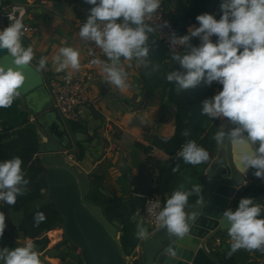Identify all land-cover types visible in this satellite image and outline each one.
Here are the masks:
<instances>
[{"label": "crops", "instance_id": "0c3cea01", "mask_svg": "<svg viewBox=\"0 0 264 264\" xmlns=\"http://www.w3.org/2000/svg\"><path fill=\"white\" fill-rule=\"evenodd\" d=\"M187 2L161 0L159 9L174 22L177 31L184 25L187 31L190 27L195 28L194 24L181 18ZM1 3L25 5V20L33 26V31L22 37V45L32 47L34 53L31 64L26 68L40 75L44 94L51 98L47 79L81 71L90 51L96 47L79 36V21L87 18L92 5L85 0H0ZM212 39L215 41L216 37ZM149 43L152 46L149 59L152 64L160 65L159 71L149 74L151 69L138 65L135 58L128 61L121 57L120 67L127 73V87L119 89L107 81L102 71L103 65L95 64L88 88V102L78 110L75 119L67 120L76 138L80 139L78 143L82 154L76 166L90 183L87 200L111 228L117 229L116 240L125 258L130 261L143 251L152 250L167 232L162 227L148 230L138 220L143 200L140 192L155 186L159 166L169 160L161 149L151 147L145 152L141 146H150L157 135L170 136L174 133L175 107L168 102L166 75L172 70L182 71L172 60L173 53L163 48L154 33L149 34ZM199 43L198 39L197 46ZM62 47H72L80 53L79 69L68 67L61 72L55 70L54 57ZM179 53L183 54L182 51ZM41 57L47 58V64L37 72ZM99 60L107 61V57L104 55ZM218 120L217 132L220 128L228 131L231 125L227 119ZM53 143V139L28 116L17 97L10 107L0 108V154L32 148L36 151L34 156L40 157L50 153L48 149ZM225 146L226 139L220 143L215 140L205 167V190L216 178L222 177L228 181L230 177ZM63 154L74 159L76 151L71 146ZM253 183L255 188L246 197H252L258 203L264 199V181L253 182L247 172L241 173L237 177V191L241 186ZM41 192L48 200L47 184ZM38 202L40 200L30 204L35 206ZM196 206L185 208L186 213L193 214ZM229 208L236 207L230 205ZM21 215L22 211H5L6 222L15 229L6 224L4 235L0 238V248L11 249L31 243V239L23 237L16 229ZM261 218H264V212H261ZM138 225L147 230L146 238H137ZM46 235L49 239L47 247L42 250L35 247L39 258L42 256L41 264H44L43 260L63 264L62 257L56 251L62 248L66 249L67 254L70 252L69 260L73 264H83L79 260L80 247L65 239L61 225L47 231ZM230 245L228 230H218L205 241L206 251L218 264H264V253L258 250L249 252L240 249L229 257ZM0 264L3 262L0 261Z\"/></svg>", "mask_w": 264, "mask_h": 264}, {"label": "clouds", "instance_id": "9594fccd", "mask_svg": "<svg viewBox=\"0 0 264 264\" xmlns=\"http://www.w3.org/2000/svg\"><path fill=\"white\" fill-rule=\"evenodd\" d=\"M92 5L88 16L79 28V36L92 42L102 50L107 61L94 59L93 64L103 65L107 81L119 89L127 87V73L120 67L121 57L138 65L160 70V65L149 59L152 46L149 34L157 29L146 22L160 8L161 0H85ZM220 18L204 13L196 17L199 27L189 28L183 36L170 35L171 48L183 47V54L173 52L174 60L181 70L169 71L166 79L176 84V91H187L201 84L211 87L213 82L222 89L210 98L201 101L202 115L210 119H227L231 127L220 130L214 139L220 143L225 139L232 145H243L240 162L243 169H255V177L264 180V0H222ZM23 24L16 20L0 31V49H7L13 58V67L0 66V108L10 107L19 95L25 81L21 69L28 67L34 53L32 47L22 45ZM213 37H216L213 41ZM199 38V45L190 41ZM154 43V41H153ZM80 53L72 47H62L54 57L56 71L71 67L79 69ZM47 58L41 57L36 71L45 68ZM188 130L183 135L188 136ZM258 145V146H257ZM185 163L198 165L209 159L208 151L194 140L187 141L177 153ZM20 157L0 162V201L14 206L18 196L24 195L29 180L25 179ZM178 166L173 168L177 171ZM183 186H181L182 188ZM203 186L193 184L190 190H176L166 200L158 213L160 227L170 236L184 237L189 232V221L195 216L187 214L188 199L195 194L202 204ZM264 205L252 197H243L233 210L226 209L223 219L228 225L231 239L228 256L240 249L264 253ZM36 223L45 216L37 212ZM6 228L5 213L0 211V238ZM136 236L144 239L147 230L137 226ZM3 264H41L35 244L0 248Z\"/></svg>", "mask_w": 264, "mask_h": 264}, {"label": "water", "instance_id": "95a60500", "mask_svg": "<svg viewBox=\"0 0 264 264\" xmlns=\"http://www.w3.org/2000/svg\"><path fill=\"white\" fill-rule=\"evenodd\" d=\"M7 49H0V66L13 67ZM25 76L18 89L22 107L54 141L49 152L39 157L44 166L43 175L47 184L48 200L54 204L62 217L61 229L65 239L80 247L79 260L83 264H218L206 251L205 241L218 230L227 231L230 225L222 213L231 205L237 191V177L245 173L240 162L243 145H232L226 139V157L231 170L228 181L222 177L209 183L202 204H197L189 221V232L182 238L168 232L157 241L150 251L130 260L125 258L117 240V229L111 228L105 218L96 213L87 200L90 183L76 166L82 151L79 140L71 127L53 106V101L44 94L43 83L38 73L21 69ZM73 146L74 159L63 152ZM45 150V149H44ZM149 189L141 191L144 196ZM235 210V209H233ZM113 225L118 228L116 223Z\"/></svg>", "mask_w": 264, "mask_h": 264}, {"label": "trees", "instance_id": "16d2710c", "mask_svg": "<svg viewBox=\"0 0 264 264\" xmlns=\"http://www.w3.org/2000/svg\"><path fill=\"white\" fill-rule=\"evenodd\" d=\"M221 3L222 0H188L181 18L185 22L199 27L196 17L200 14L209 13L213 14L217 19L220 18ZM172 23L175 26L173 21ZM177 32L181 36L187 35L186 25L180 27ZM198 39L192 38L190 42L197 46ZM181 51H184L183 47ZM165 87L168 90V102L175 107L174 133L170 136L157 135L152 139L150 146H141L145 152L151 147H156L169 156V160L159 166L155 183V190L163 198V207L174 191L190 190L193 184L202 185V195L204 194L203 177L208 160L198 165H192L185 163L177 153L189 140H194L199 146L205 148L209 154L214 149V136L217 133L219 120H213L206 115H202L201 101L212 97L217 89H222V85L216 82H213L211 87L201 84L194 89L179 93L176 91L177 86L174 82H168ZM185 130L189 131L190 134L188 136L183 135ZM35 153L36 151L32 148H22L0 154V162L17 156L20 157L23 161L22 169L25 172V179L29 180L28 191L24 195L17 197L16 204L12 206L0 201V211L4 213L6 210L22 211L16 229L22 233L23 237L31 239V243L35 244V247L42 250L49 244L46 232L60 226L62 217L55 206L46 200L45 194L41 192L46 187V182L42 175V164L39 157L34 156ZM177 166L178 170L174 172L173 168ZM254 172L255 169L247 171L253 182L264 181L255 177ZM181 186L183 187L181 188ZM254 188V183L241 186L232 199L231 205L237 207L239 200L246 197ZM198 199L199 197L195 194L190 196L186 208L196 205ZM38 200L40 202L37 205L31 206L30 203L32 201ZM258 203L264 205V199ZM37 212H42L45 216L44 221L38 224L34 219ZM6 224L15 229L9 223L6 222Z\"/></svg>", "mask_w": 264, "mask_h": 264}, {"label": "built area", "instance_id": "2783aa9c", "mask_svg": "<svg viewBox=\"0 0 264 264\" xmlns=\"http://www.w3.org/2000/svg\"><path fill=\"white\" fill-rule=\"evenodd\" d=\"M26 14L27 9L23 4L1 3L0 31L9 26L10 23L19 20L23 24V36L31 33L33 31V26L25 20ZM145 19L148 24L157 29L153 33L164 49L171 53L181 52L182 47L171 48L170 35L173 32H175L178 36L180 35L178 34L172 21L166 17L160 9ZM85 20L86 18L80 20L79 25H82ZM102 56H104L102 50L95 47L90 51L81 71L47 79L46 85L53 101V106L65 120L75 119L77 117L78 110L87 104L88 88L92 79L91 73L95 66L92 61L94 59H100ZM217 92L218 89L215 94ZM162 209L163 198L155 190L154 186L146 195L143 196L142 206L138 215L139 222L148 230L159 228L160 223L157 220V216Z\"/></svg>", "mask_w": 264, "mask_h": 264}, {"label": "rangeland", "instance_id": "374dc122", "mask_svg": "<svg viewBox=\"0 0 264 264\" xmlns=\"http://www.w3.org/2000/svg\"><path fill=\"white\" fill-rule=\"evenodd\" d=\"M66 249H59V250H56L57 252H58V254L62 257V260H63V264H73V262L72 261H70L69 259V254H70V252L67 254L66 253V251H65ZM42 257V256H41ZM40 257V258H41ZM43 262H44V264H52L53 262L52 261H44L43 260Z\"/></svg>", "mask_w": 264, "mask_h": 264}]
</instances>
